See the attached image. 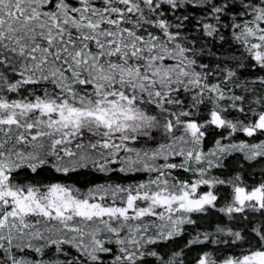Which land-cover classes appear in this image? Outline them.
<instances>
[{"label": "snow or ice", "instance_id": "snow-or-ice-1", "mask_svg": "<svg viewBox=\"0 0 264 264\" xmlns=\"http://www.w3.org/2000/svg\"><path fill=\"white\" fill-rule=\"evenodd\" d=\"M0 264H264V0H0Z\"/></svg>", "mask_w": 264, "mask_h": 264}]
</instances>
